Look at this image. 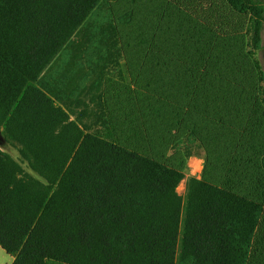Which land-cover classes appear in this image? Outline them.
I'll list each match as a JSON object with an SVG mask.
<instances>
[{
	"label": "trees",
	"instance_id": "trees-1",
	"mask_svg": "<svg viewBox=\"0 0 264 264\" xmlns=\"http://www.w3.org/2000/svg\"><path fill=\"white\" fill-rule=\"evenodd\" d=\"M177 1L186 9L171 3L180 10L172 26L187 27L186 87L199 102L197 86H213L216 66L245 67L240 48L253 29L249 142L264 151V7L204 0L205 40L197 44L184 13L194 1ZM105 2L0 0V134L39 176L0 150V246L13 264H248L262 203L194 176L183 196L185 173L114 141L103 78H123L124 52L112 15L95 20ZM246 17L220 58L217 21L237 27ZM88 54L97 64L91 73L78 64Z\"/></svg>",
	"mask_w": 264,
	"mask_h": 264
},
{
	"label": "rangeland",
	"instance_id": "rangeland-1",
	"mask_svg": "<svg viewBox=\"0 0 264 264\" xmlns=\"http://www.w3.org/2000/svg\"><path fill=\"white\" fill-rule=\"evenodd\" d=\"M193 1L194 6L184 13L191 19L188 26L194 29V42L199 44L205 40L207 12L204 0ZM172 2L186 9L177 0H106L100 15H96L99 23L109 18V13L112 15L124 52L123 78H103L102 93L114 141L185 173L177 189L183 196L188 178L194 176L264 206V178L255 180L249 175V171L257 177L264 174L261 168L264 151L259 149L260 143L252 146L249 142L252 106L246 99L251 84L258 80L249 60L254 48L253 29L240 48L241 54L248 58L245 67L235 68L230 63L216 66L209 73L213 86L206 89L197 86L202 90L197 92L203 97L202 102L208 101L202 103L187 91L189 56L186 55L190 49L189 44L184 48L187 27L172 26L180 11L174 4L170 6ZM259 4L264 7V0H259ZM247 24V17L237 27L217 21L220 58L231 53L233 37ZM206 36L208 44L210 38ZM261 46L259 57L264 68V27ZM92 48L95 46L89 45L88 51L93 52ZM201 49L198 47L192 55H199ZM90 55L78 64L81 63L82 71L91 73L97 64ZM68 58H60V64L64 66L70 61ZM204 111L209 112L206 117L202 115ZM0 150L39 178L2 134ZM250 264H264V213L256 230Z\"/></svg>",
	"mask_w": 264,
	"mask_h": 264
},
{
	"label": "crops",
	"instance_id": "crops-1",
	"mask_svg": "<svg viewBox=\"0 0 264 264\" xmlns=\"http://www.w3.org/2000/svg\"><path fill=\"white\" fill-rule=\"evenodd\" d=\"M253 245H254V241H253ZM253 245H252V248H251L250 259H251V256H252ZM250 259H249L248 264H250ZM14 260H15V256L14 255H11V254H8L0 246V264H13L14 263ZM51 262H54V264H65V263L57 262V261L50 260V259L47 260L46 264H51Z\"/></svg>",
	"mask_w": 264,
	"mask_h": 264
}]
</instances>
